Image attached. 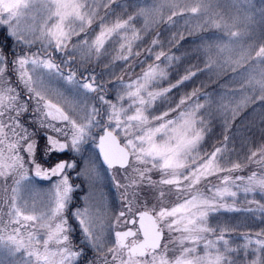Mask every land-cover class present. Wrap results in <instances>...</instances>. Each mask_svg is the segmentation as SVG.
I'll return each mask as SVG.
<instances>
[{
    "label": "snow or ice",
    "instance_id": "6c2138e0",
    "mask_svg": "<svg viewBox=\"0 0 264 264\" xmlns=\"http://www.w3.org/2000/svg\"><path fill=\"white\" fill-rule=\"evenodd\" d=\"M114 4L125 13L128 7L138 10L124 19ZM230 7L235 11L226 15L217 10L219 0H153L150 7L134 0L126 6L117 0H0V29L14 41L7 52L0 47V264H264V228L254 239L251 233L242 237L246 242L236 248L224 238V229L217 235L209 224L210 214L221 208L254 217L259 213L264 223L260 200H248L245 209L235 207L241 189L246 197L264 198V145L246 156V164L225 165L227 135L212 152L202 151L212 112L198 102L199 89L169 101L173 90L198 71H231L240 87L217 102L223 127L229 130L249 105H259L264 123V10L257 44L248 42L257 23L248 0H230ZM165 9L170 13L166 23L182 19L189 36L208 28L223 33L200 44L204 68L186 69L175 83L168 76L178 57L163 50L159 34L149 47L139 46L141 33L163 21ZM138 17L144 18L143 29L135 26ZM183 40L184 33L177 31L169 44ZM110 48L113 62L141 69L135 79L111 81L114 99L108 82L88 67ZM157 102L168 104L158 115ZM171 113L176 115L170 118ZM40 138L43 163L37 162ZM89 142L108 169L122 173L123 183L115 186L122 189L123 207L114 217L102 198L94 203L86 196L83 207L74 203L79 186L68 173L75 171L90 185L99 173L92 157L76 171L77 161L62 154H79ZM247 164L259 171L232 175ZM29 169L42 180L59 177L39 209L22 195L32 191ZM154 171L159 180L152 179ZM212 176L218 185L211 183ZM203 181L210 194L200 191ZM161 186L175 189L178 202L166 206ZM145 189L159 192L158 206H148ZM228 198L233 204L226 203ZM117 226L124 230H114Z\"/></svg>",
    "mask_w": 264,
    "mask_h": 264
},
{
    "label": "trees",
    "instance_id": "16d2710c",
    "mask_svg": "<svg viewBox=\"0 0 264 264\" xmlns=\"http://www.w3.org/2000/svg\"><path fill=\"white\" fill-rule=\"evenodd\" d=\"M117 3L126 6L128 0H117ZM134 3H138L137 0H134ZM113 7L116 8L115 4ZM136 11L137 8L135 6L128 7L126 13L122 8H116V12L122 15L124 19H126L129 14L135 15ZM169 14V12L163 14V21L154 23L149 27L146 33H141L143 35V40L139 42V46L141 50L149 47L151 40L156 38L157 34H159V40L163 45V50L170 55L178 57V60L172 62V67L169 69L168 76V81L175 83L176 79L185 74L186 69L196 71L197 68H204L203 61L205 57L202 52L198 51V48L202 42H206V37L210 35L215 28H208L189 36L183 21L179 20L176 25H169L166 23ZM134 23L136 28L143 29L144 25L141 24L140 17H138ZM177 31L184 33L185 40L173 46L169 44V40ZM201 37H204L205 41H201ZM12 41L13 39L9 38L6 32L0 29V47L7 49L8 46L12 44ZM193 41H195V43H193ZM261 42V38L255 40L257 44ZM159 50L160 48L155 49V51ZM113 55H115V51L110 48L109 53L102 56L96 64H94L96 66H91V69L96 67L100 72L102 68L107 69L105 65H109V67H114L118 71V74L141 70L139 66L135 67L133 70L131 67H126L122 62H113ZM140 59H144L143 53ZM148 62L150 63L152 61L149 60ZM132 63H135V61H132ZM235 75L236 73L231 71L220 75H217L215 72L198 71L197 75L193 77L192 80L181 85L179 89H174L169 96L170 102L178 101L179 98L186 93H191L193 89H199L198 102L206 104V107L212 112V116L210 117V131L205 136L202 148H204V151H208L211 148L214 149L215 147L221 146L224 141V136L227 135L229 140L226 144V154L230 165L231 163L246 164V156H249L252 151H256L260 146L264 145V123L260 121L261 110L259 105H249L240 111L236 119L231 123L230 129L227 131L223 127V122L216 112L217 102L220 98L222 96L227 98L230 90L240 87L238 80L231 79V77ZM168 81L163 82L164 87L168 86ZM235 99H239V97L237 96ZM158 103L160 104V102ZM172 106L174 107V105ZM161 107L167 109L168 104H164ZM254 108L255 111H253ZM252 171H259V169L254 164H247L241 172L244 173V176H247ZM235 173L236 172H234V174ZM251 199L260 200L261 203H264V198L259 194H249L246 197L243 191H241L236 197V201L240 204L237 208L245 209L249 207L247 201ZM209 224L218 230L217 234H221L219 230L224 229L225 231L222 233L224 238L229 241L230 246L236 248H242L243 244L246 242L242 237H246L247 234L251 233L254 239L255 233L260 231L261 228H264V223L261 222L259 213H256L254 217L252 213L246 211H217L209 217ZM89 255H91V253Z\"/></svg>",
    "mask_w": 264,
    "mask_h": 264
},
{
    "label": "rangeland",
    "instance_id": "374dc122",
    "mask_svg": "<svg viewBox=\"0 0 264 264\" xmlns=\"http://www.w3.org/2000/svg\"><path fill=\"white\" fill-rule=\"evenodd\" d=\"M138 4L142 7H150L153 3V0H137ZM140 2V3H139ZM248 3L252 9V14L255 17L256 20V25H255V32L252 36V39L249 40L248 42H253L256 39H259L261 37V25L259 24L260 18H261V10H264V0H248ZM138 10V9H137ZM223 13H225L226 15H231L234 13V9H232L230 7V0H219V8L217 9ZM168 11L167 9H165L163 11V14H166ZM153 20H158L159 17H153ZM141 20V24L144 25V18L140 17ZM181 21H183L182 19H180ZM184 22V21H183ZM154 23L151 24V26ZM6 32V31H5ZM7 35V32H6ZM223 35L222 32H220L217 29H214L210 35H208L206 37V42L208 37H212L213 40L221 37ZM14 46V41H12V44ZM37 47H39V45H37ZM35 50V49H33ZM56 58H60L59 56H57ZM96 60H94L90 65H88V67L90 68V70H93L94 73L96 74V76L100 79H103L105 82H108L109 84V98L110 99H114L115 97V91L112 89V84L111 81L115 80L118 77H123V79L125 81H129L130 79H135V77L140 73L141 70L136 71V72H126L125 74H118V71L113 67H109L107 69L102 68L100 69V72L96 71V67H94V69H91V66H96L94 64H96ZM79 78V77H78ZM156 107H159V111L156 112L155 114H159L160 112L166 110L164 108H162L160 106V104L157 102V105H154V109ZM176 115V113H171L170 114V118L174 117ZM95 144H92L91 142H89L88 145L84 146V150L77 154L78 156H80V160L78 163L79 166V170L83 169L87 163H88V158L92 157L95 161H96V169L99 173V179L94 183L91 184L89 183V181L84 177L81 176L85 179V187L86 189H84L83 195L81 197V203L78 204L77 206L83 207L84 206V199L86 196H90L93 198V202H97L100 201L101 198L103 199V203L106 205L107 210H108V215L110 217H114L116 214H118L119 209H122L123 204H122V198H121V190H118L115 186V182L116 181H121L123 183V176L122 173L120 171H117L116 169H108L106 166H104L103 164H101L99 162V159L95 153V148H94ZM214 149L211 148L208 151H204V148H202L203 152H212ZM72 160V159H70ZM221 163L230 166L228 160H227V154H226V158L222 159ZM76 173V172H75ZM226 173H221L220 175H225ZM29 175V180H30V187L32 189V191L30 192H24L22 193V195L28 199L29 203H35L36 207L39 209L42 204L47 200V193L49 191V189L51 188L52 184H53V180H42L41 178H37L34 176V173L32 170L29 169L28 172ZM152 179L153 180H159L160 179V173L154 171L152 174ZM233 176L236 175H241L244 176V173H242L241 171H237L235 174L232 173ZM113 177H115V179H113ZM55 181L59 179V177H55ZM110 178H112V184L110 182ZM209 180L211 181L212 184H219L220 181L216 176H212L209 177ZM54 181V182H55ZM71 182V180H70ZM9 183H11V181H9ZM78 185V184H77ZM208 181H203L200 185H198L199 189L201 192H204L205 194H210L208 193ZM81 187V185H80ZM163 188V190L165 191L166 195H165V205L166 206H172L175 203L178 202L177 200V193L175 189L169 190L168 186H161ZM242 189L238 192V195L241 193ZM110 195H113L114 199H115V203H113V209H111V202H110ZM159 195V192L153 189H145V196H144V200L148 203V206L151 207L152 205L156 204L158 206V201L156 200V196ZM226 203L227 204H233V200L231 198L226 199ZM240 204L235 200V207H239ZM222 211V210H227L225 208H221L218 211ZM111 211V213H110ZM217 212V211H216ZM215 213V212H213ZM210 214V216H212V214ZM209 216V217H210ZM71 223V222H70ZM211 226V225H210ZM220 235V234H217ZM215 238V237H213Z\"/></svg>",
    "mask_w": 264,
    "mask_h": 264
},
{
    "label": "flooded vegetation",
    "instance_id": "af4514ba",
    "mask_svg": "<svg viewBox=\"0 0 264 264\" xmlns=\"http://www.w3.org/2000/svg\"><path fill=\"white\" fill-rule=\"evenodd\" d=\"M6 52L8 51V48L7 49H4ZM17 51H19V49H17ZM57 59V62L59 63V60H60V58H56ZM97 69V68H96ZM96 71H98V69L96 70ZM99 72V71H98ZM43 147H44V140H43V138H40V145H39V148H38V150H37V162H39V163H43V161L40 159V150H42L43 149ZM94 148H95V145H94ZM95 153H96V155H97V157H98V159H99V162L101 163V164H103L102 163V161L100 160V158H99V156H98V153H97V150H96V148H95ZM62 157H63V159H66V160H70V159H75L77 162H79V160L81 159L80 158V156H78L77 154H74V153H72L71 151H67V152H65L64 154H62ZM104 165V164H103ZM104 166H106V165H104ZM107 167V166H106ZM30 170H32V169H30ZM79 170V166H78V168L76 169V171H78ZM33 171V170H32ZM68 175H69V177H70V180H71V183H73L74 185H77L78 184V186H79V191H77L76 193H75V195L78 197V199L74 202L76 205H78V204H80L81 203V197H82V195H83V192H84V189H86V187H85V179L83 178V177H80L79 179H77L76 178V173H75V171H70L69 173H68ZM35 176V175H34ZM36 177V176H35ZM37 178H39V177H36V179ZM55 177H53L52 178V180H53V182L55 181ZM112 178H110V182H111V184H112ZM80 185H81V187H80ZM114 196L113 195H110V204H111V209L110 210H112L113 209V206L114 205H112L113 203H115V199L113 198ZM121 209H119V211H120ZM118 211V212H119ZM110 213H111V211H110ZM110 217V216H109ZM70 222H72V221H70ZM114 230H124V227L123 226H117V228L116 229H114ZM76 239L78 240L79 239V233H77L76 234Z\"/></svg>",
    "mask_w": 264,
    "mask_h": 264
},
{
    "label": "water",
    "instance_id": "95a60500",
    "mask_svg": "<svg viewBox=\"0 0 264 264\" xmlns=\"http://www.w3.org/2000/svg\"><path fill=\"white\" fill-rule=\"evenodd\" d=\"M95 148H96V150H97V153H98V156H99L100 160H101L102 163H103L102 157H100V155H99V149H98L96 146H95Z\"/></svg>",
    "mask_w": 264,
    "mask_h": 264
}]
</instances>
